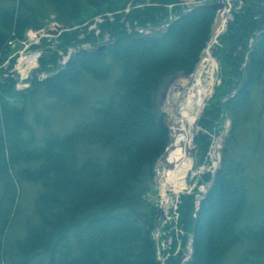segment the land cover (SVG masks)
I'll return each instance as SVG.
<instances>
[{
	"label": "trees",
	"instance_id": "1",
	"mask_svg": "<svg viewBox=\"0 0 264 264\" xmlns=\"http://www.w3.org/2000/svg\"><path fill=\"white\" fill-rule=\"evenodd\" d=\"M184 1L193 0H129L131 7L122 15L131 24L169 25L146 35L127 33L117 14L114 24L103 25L114 35L105 49L81 51L54 74L46 67L48 60L42 59L41 70L52 75L42 81L33 78L23 91L15 90L13 78L0 81V251L15 205L16 181L41 187L34 203L39 223L28 225L26 236L16 240L18 259L7 264H157L151 236L156 208L146 194L153 168L171 142L158 97L164 85L193 73L216 17L208 4L183 13L178 4ZM33 3L35 7H30L19 0L16 6L0 9V59L11 37L43 26L49 14L58 24L72 27L86 13L120 11L126 6L125 1L114 0ZM170 15L176 19L169 21ZM76 35L77 31L64 33L63 44ZM211 55L218 62L219 84L215 101L198 121L203 130L195 141L200 161L210 145L204 131L217 132L224 116L232 115L235 124L258 86L264 99V0L245 1L219 35ZM49 58L54 61L53 54ZM113 71L116 78L110 94L92 103L84 120L74 122L62 135L47 131L37 142L20 102L42 88L53 107L77 106L86 79L104 81ZM86 143L99 145L103 155L80 160V145ZM244 173L242 163L229 160L225 153L196 212L194 193L180 196V224L193 236L192 255L184 264H220L248 237L237 228L247 196ZM203 178L210 180V174ZM43 253L46 262H35ZM181 262L180 257H172L167 264Z\"/></svg>",
	"mask_w": 264,
	"mask_h": 264
},
{
	"label": "rangeland",
	"instance_id": "2",
	"mask_svg": "<svg viewBox=\"0 0 264 264\" xmlns=\"http://www.w3.org/2000/svg\"><path fill=\"white\" fill-rule=\"evenodd\" d=\"M18 1L19 0H0V9L16 6ZM22 1L30 7H35L33 0ZM114 1L115 3L116 1H118V3L125 1V8L120 11L106 10L103 13L107 15H102L101 18L103 20H109L108 23L112 25L116 21L115 15L121 14L120 18L123 19V21L120 19L121 21L119 20V24L122 26V29L129 32L133 31L137 26H133L134 24L130 22L126 24V20L122 15L130 9L131 2H129V0ZM171 7V5H168V9ZM97 15L98 14L90 15V13H86V16L82 18V22L94 20L93 18H96ZM170 17L171 15L168 18ZM53 22H55L53 15L49 14V18L43 21V25ZM105 33L114 39L111 28H107ZM212 36L213 33L211 34V38ZM203 53L195 71L203 58ZM211 60L215 65L213 87L211 93L204 99L199 112L198 121L204 109L215 101L213 98L216 93L215 88L219 84L218 62L212 55ZM49 61L50 60L47 62ZM195 71L188 78L167 83L160 91L158 102L160 103L162 112L165 114V123L171 133V142L172 131L177 125L172 123L169 116L166 114V102L177 86H182L184 89H187V87L193 83L192 76ZM115 72H111L109 77L104 81L86 79L80 86L79 91L82 95V101L77 106L66 105L65 107H53L52 99L46 96L42 88H39L40 90L38 89L39 91L37 94L29 96L27 101L20 102L19 105L25 110L26 119L31 124L36 134L37 142H41L39 139L47 131L62 135L71 128L74 122L84 120L88 115L89 106L98 99L105 98L110 94L116 78ZM25 87L27 86H19L21 89ZM260 91L261 86H258L255 91L253 90L254 93L251 103L242 108L235 124L233 123L232 115H229V117L223 115L222 125L218 126L217 132L208 133L204 131L210 137V145L206 156L202 158L201 161L199 145L195 141L197 134L203 130L198 126L197 121L194 141V169L206 166L207 163L211 166L213 162L212 157L217 159V169L225 153L229 160L241 162L245 168L244 181L247 188V196L237 228L246 232L248 237L234 246L224 256L220 264H264V99ZM222 101H224V99H222ZM176 113L177 111L175 110V114ZM36 115L38 122L35 120ZM223 148L224 151L222 152ZM91 155H103L101 147L97 144L89 143L80 145V160ZM166 155L167 153L161 156L153 168L154 175L151 188L146 194L147 201L150 204L154 207L168 206L172 201H175L176 196L191 192L193 188H196L198 191L207 190L206 187L209 184V180H205L203 176H205V174H210L211 178L212 174L209 173V171L196 175H192L191 172H189L186 177L187 187L184 190H176V188H173L172 185L167 183L165 173L170 169V166L166 161ZM197 182H201V184L199 185ZM40 191L41 187L39 184L24 180L16 181V200L8 227L2 237L3 249L0 251V264H7V260L10 261L12 258L14 261L18 259L15 247L16 240L26 236V228L28 225L39 223V219L34 210V203ZM46 258V254L43 253L34 258V260L35 262H46Z\"/></svg>",
	"mask_w": 264,
	"mask_h": 264
},
{
	"label": "built area",
	"instance_id": "3",
	"mask_svg": "<svg viewBox=\"0 0 264 264\" xmlns=\"http://www.w3.org/2000/svg\"><path fill=\"white\" fill-rule=\"evenodd\" d=\"M224 8L221 11L222 19L224 15L227 16V21L232 20V14L241 9L243 0H222ZM196 3L185 2L182 7L189 9ZM107 14H105L106 16ZM102 15L93 18L79 26L80 34L78 41L72 42L67 47L58 48V41L56 38L60 35L62 30H59L56 35L50 34L55 30L56 26L50 23L38 29L29 28L20 37H11L6 44L7 53L0 59V80L5 78L15 79L16 86H25V80L35 76L38 80L47 77L46 72H38L40 68V59L48 53L56 52L58 54L57 66H63L79 50L92 48L99 44H108L112 38L102 33L100 25L105 22L101 18ZM90 23V24H89ZM128 24V23H126ZM224 24V26H225ZM224 26L217 31V34L223 31ZM139 32H147L136 28ZM217 34L214 35L212 44H217ZM86 35H91L90 41L84 42L82 39ZM250 40L249 43H251ZM53 66L51 64L48 67ZM180 201L176 196L175 201H172L168 206H160L158 214V222L153 233L155 239L156 258L159 264H164L171 256L182 254L184 257H189L182 245V237L184 231L179 225V211L178 205Z\"/></svg>",
	"mask_w": 264,
	"mask_h": 264
},
{
	"label": "bare ground",
	"instance_id": "4",
	"mask_svg": "<svg viewBox=\"0 0 264 264\" xmlns=\"http://www.w3.org/2000/svg\"><path fill=\"white\" fill-rule=\"evenodd\" d=\"M226 19L227 16L224 15L219 29L224 26ZM214 70L215 65L207 48L192 76L193 83L187 89L177 86L166 102V114L177 127L172 131V142L165 156L170 166L165 174L166 182L176 190H184L187 187L186 177L189 172L196 175L209 169L212 170L217 165L215 157H212L213 162L210 167L203 166L194 169L195 163L193 162L198 116L204 99L211 93Z\"/></svg>",
	"mask_w": 264,
	"mask_h": 264
},
{
	"label": "water",
	"instance_id": "5",
	"mask_svg": "<svg viewBox=\"0 0 264 264\" xmlns=\"http://www.w3.org/2000/svg\"><path fill=\"white\" fill-rule=\"evenodd\" d=\"M208 7L211 8V9H213V10H215V11H218L219 9H221L223 7V4H222L221 1H217V2H215L213 4L208 5ZM218 24H219V17L216 16L215 23H214V26H213L212 30H214L217 27ZM105 48H106V46H100V47H97L96 49H94L92 51H100V50H103ZM212 181H213V179H212Z\"/></svg>",
	"mask_w": 264,
	"mask_h": 264
}]
</instances>
